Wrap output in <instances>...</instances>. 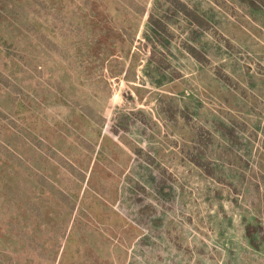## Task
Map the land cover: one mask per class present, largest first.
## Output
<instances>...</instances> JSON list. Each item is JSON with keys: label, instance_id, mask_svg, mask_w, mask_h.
<instances>
[{"label": "rangeland", "instance_id": "1", "mask_svg": "<svg viewBox=\"0 0 264 264\" xmlns=\"http://www.w3.org/2000/svg\"><path fill=\"white\" fill-rule=\"evenodd\" d=\"M0 264H264V0H0Z\"/></svg>", "mask_w": 264, "mask_h": 264}]
</instances>
